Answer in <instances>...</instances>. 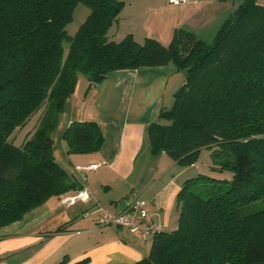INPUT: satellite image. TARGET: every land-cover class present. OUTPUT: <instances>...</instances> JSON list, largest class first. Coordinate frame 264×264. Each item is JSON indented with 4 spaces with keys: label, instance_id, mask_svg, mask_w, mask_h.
<instances>
[{
    "label": "trees",
    "instance_id": "trees-1",
    "mask_svg": "<svg viewBox=\"0 0 264 264\" xmlns=\"http://www.w3.org/2000/svg\"><path fill=\"white\" fill-rule=\"evenodd\" d=\"M79 3L90 13L70 35ZM125 4L0 0V228L79 188L53 148L79 73L89 90L113 71L174 62L186 80L147 128L151 153L186 167L206 148L210 172L185 180L176 229L159 231L137 264H264V5L244 0L212 42L180 28L165 46L151 37L139 43L131 33L108 39ZM37 113L33 133L17 145L15 133ZM63 139L68 154H89L105 137L97 121L76 120Z\"/></svg>",
    "mask_w": 264,
    "mask_h": 264
},
{
    "label": "crops",
    "instance_id": "crops-1",
    "mask_svg": "<svg viewBox=\"0 0 264 264\" xmlns=\"http://www.w3.org/2000/svg\"><path fill=\"white\" fill-rule=\"evenodd\" d=\"M123 1L108 39L120 41L131 33L139 43L151 37L165 46L180 28L209 42L237 7L234 0H191L179 6L169 0ZM185 80L184 72L169 62L110 72L89 90L87 77L83 87L76 86L54 133L53 148L56 161L79 184L76 190L86 186L90 194L72 205L61 202L63 195L53 196L21 220L1 227L0 264H57L65 256L66 264H137L149 254L150 243L126 228L97 224L100 208L123 212L135 190L150 203L160 231L176 229L177 193L201 168L198 162L183 167L165 152L154 156L147 128L161 110L171 108ZM76 120L99 123L105 137L99 151L67 153L63 134ZM22 141L14 140L17 145ZM91 163L101 165L85 176L75 171L77 165Z\"/></svg>",
    "mask_w": 264,
    "mask_h": 264
},
{
    "label": "built area",
    "instance_id": "built-area-1",
    "mask_svg": "<svg viewBox=\"0 0 264 264\" xmlns=\"http://www.w3.org/2000/svg\"><path fill=\"white\" fill-rule=\"evenodd\" d=\"M172 4L188 3L191 0H169ZM101 164L77 165L75 171L81 172L84 176L87 172L96 170ZM90 194V190L83 186L71 195H63L61 202L65 205H72L79 199ZM131 200L123 212H115L100 208L97 224L101 226L116 225L121 228H126L132 234H139L146 243H152L154 236L160 231V228L154 220L153 209H151L148 200L139 192H132Z\"/></svg>",
    "mask_w": 264,
    "mask_h": 264
},
{
    "label": "rangeland",
    "instance_id": "rangeland-1",
    "mask_svg": "<svg viewBox=\"0 0 264 264\" xmlns=\"http://www.w3.org/2000/svg\"><path fill=\"white\" fill-rule=\"evenodd\" d=\"M233 1V0H231ZM244 0H234L235 5L238 6L240 5ZM258 3L263 4L264 5V0H258ZM90 13V8L82 3H79L74 11V17L71 23H69L66 27V30L68 32V34L70 35H74L76 33V31L78 30V28L80 27V25L87 19V16ZM115 24V23H114ZM113 24V25H114ZM112 27V26H111ZM209 42H212V36L209 37ZM64 47H65V51L67 52L68 48H69V44L67 42L64 43ZM86 75L85 73H79V84L77 85V87H83L86 83ZM39 117V113L33 115L30 120L28 121V124H26L25 126L21 127L18 129V131L15 133V138L14 140L16 142L18 141H22L24 139V137H26V134L29 133V135L31 133H33V130L35 129V126L37 124V118ZM200 158L198 161V166L199 168H201V172L202 173H209L206 172V170L208 169L207 165L211 164V154H210V150L204 148L202 149L201 153H200ZM198 171V170H197ZM197 171H194V174L191 173L193 176H198L199 173H197ZM208 171V170H207ZM199 172V171H198ZM190 175V176H192ZM231 174L228 172H225L223 174V176H230ZM218 176V175H217ZM221 175H219L218 177H223ZM151 246V244H150Z\"/></svg>",
    "mask_w": 264,
    "mask_h": 264
}]
</instances>
